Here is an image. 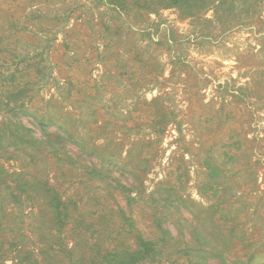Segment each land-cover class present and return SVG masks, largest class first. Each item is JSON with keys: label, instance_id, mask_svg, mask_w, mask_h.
I'll list each match as a JSON object with an SVG mask.
<instances>
[{"label": "rangeland", "instance_id": "1", "mask_svg": "<svg viewBox=\"0 0 264 264\" xmlns=\"http://www.w3.org/2000/svg\"><path fill=\"white\" fill-rule=\"evenodd\" d=\"M223 1L192 17L130 1L0 0V264L95 261L92 227L52 238L62 233L40 221L47 209L27 197L31 186L20 202L11 196L14 173L45 176L81 210L102 200L112 209L108 189L113 208L125 206L130 188L135 226L115 244L134 243L138 228L164 260L210 257L207 241L219 240L239 261L264 264V0ZM10 118L61 149L97 152L56 161L45 149L46 164L34 163L12 145L21 138ZM118 221H99L101 245Z\"/></svg>", "mask_w": 264, "mask_h": 264}, {"label": "trees", "instance_id": "2", "mask_svg": "<svg viewBox=\"0 0 264 264\" xmlns=\"http://www.w3.org/2000/svg\"><path fill=\"white\" fill-rule=\"evenodd\" d=\"M129 1L133 6L142 7L144 10L151 12H156L158 9L162 8H179L184 12V14L192 17L202 12H206L209 8L212 7L218 10L221 7V2H224L223 0H221V2H216V0H110L111 4L120 6V9H126ZM4 102L5 98L0 97V110L5 105ZM7 122H9L10 125L18 127V135L16 137L21 139L18 140L16 144H12L16 147L15 150L18 149L22 151L24 155L29 157L30 161H33L34 163L41 162L43 165L46 164V161L44 162L45 149L48 151L47 154L55 158L56 161L77 159V157L79 156V150L82 152H90L92 154H96L97 152L95 146L85 148L83 147V145H79L80 149H78L77 151L70 152L69 150L61 149L60 147H58L56 143L51 142V139L49 137L43 138L36 136L31 129L23 127L22 124L17 121H12L11 118ZM22 128L28 129L30 131L29 134L24 133L22 131ZM12 135L15 137V133H13ZM28 135L31 136V138L34 140L32 141L33 144H31L30 150L27 149V146L21 145V140L23 142V139H25V137ZM0 146L2 147V149H5V151H8L9 145H6L5 142ZM92 166L97 171H93V173L97 174L100 177V175L103 174V170L101 171V167H103V164H97V161H94V163H92ZM123 167L129 172V174L133 175L134 177H140V171L138 169L132 168L130 167V165L128 166V164L124 165ZM77 170H79V168ZM0 171L6 172L4 166L1 163ZM98 172H100V174ZM14 175H16V180L14 179L15 185L13 187H11L10 184L6 185L11 189V196L14 198V200L20 202L22 192L27 190V186H31L29 190L34 195L30 194L27 197H31L35 201H41V203L47 209V213L41 210L40 221L45 223L46 225H50L54 230H58L60 234L62 233L61 235L51 233L52 238L61 237L60 242H65L67 238V227H69L68 230L76 229L78 226H80L81 228L82 226H85L86 229H88L89 226L92 227L91 237H94V240H96L90 244L93 252H95L93 253V258H95V261L94 259L91 260V263L93 264H251L255 258L254 256H250L247 259L239 261L238 255H228V250L223 246L222 242H219V240H212L207 241L211 246L210 250L208 249L211 252V258L205 257L201 254H194L185 262H178L176 258L174 260H164L162 257L164 253V247H159L157 239L146 238L143 233H140L138 228L136 230L137 234L134 237V243H131L127 246H122L123 243L115 244L117 241V236L119 237L122 233L125 234L127 232H132V227L135 226V218L133 217L132 212L135 209L134 202L138 199V197L134 198L131 196L132 190L130 188L124 186V189L126 190L125 206L117 204L115 205L116 209L113 208L114 204L110 203L111 192L108 189L109 197L107 201H109V204L111 206L110 208L112 209H110L108 212L104 211L106 207L104 206L105 202L102 200L98 202V207L102 206L104 211L103 213V211L98 207L94 210H81L79 208L77 199H75L73 196L65 197L62 192L59 191L58 186H56L55 183L50 182L43 175L41 176L40 174H35V177L30 180L27 179L26 176L23 175V173H14ZM109 186L111 190H115L116 188H118L116 181H112ZM42 200L45 201L42 202ZM46 214L48 218L46 217ZM116 217L119 218V225H117V228L119 226L120 228L116 231L117 233L115 235L113 233V229L104 226L105 228H107V232L105 235L108 243L106 245H101L98 242V238L103 235V233H101L103 227L100 224L101 222L99 221L103 219L113 221ZM217 226L218 227L216 228V230L219 235L227 234L219 228V225ZM165 230L166 232L170 233V229L168 227H165ZM80 244L81 243H78V245ZM198 246L201 247L200 249L195 248L196 251H205V248H203L201 244L198 243ZM75 251H78L76 247L67 249V253L69 255H72L73 253H75ZM259 254L263 255V252H260ZM72 256H69L70 258L68 260L69 262L74 264L75 261L71 258ZM82 259L83 257L79 260Z\"/></svg>", "mask_w": 264, "mask_h": 264}]
</instances>
